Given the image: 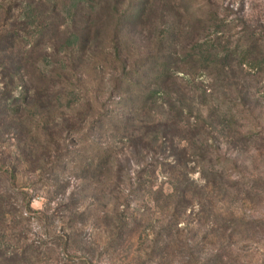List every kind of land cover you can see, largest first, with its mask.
<instances>
[{
	"label": "rangeland",
	"instance_id": "1",
	"mask_svg": "<svg viewBox=\"0 0 264 264\" xmlns=\"http://www.w3.org/2000/svg\"><path fill=\"white\" fill-rule=\"evenodd\" d=\"M257 45L264 0H0V111L55 136L0 128V264H264ZM164 46L140 111L127 73Z\"/></svg>",
	"mask_w": 264,
	"mask_h": 264
},
{
	"label": "trees",
	"instance_id": "2",
	"mask_svg": "<svg viewBox=\"0 0 264 264\" xmlns=\"http://www.w3.org/2000/svg\"><path fill=\"white\" fill-rule=\"evenodd\" d=\"M116 11V10H115ZM127 17H125L124 13L121 15L115 14L112 19L114 20V25L115 28L121 24V21L124 20H128L130 17L133 18H139L142 17V13L140 11V8H129V11L127 10L126 12ZM124 17V19H123ZM123 19V20H122ZM161 41V40H160ZM160 43V42H159ZM166 47L164 46L162 49V53L160 52V55L155 56L154 59L149 62V63H140L138 65L137 68H134L131 72H128L127 74L130 75L131 79H127L126 83L127 86L130 87L131 91L134 93V95H137L136 101L141 100V104L139 107V110H143V103L145 101V95L146 94H154L157 92H159V90L161 89V87L167 85L169 83L170 79H175L174 74L176 72H171L167 66H166V58H167V52L165 51ZM253 54H257L256 56H254L253 60L256 61L258 58L261 59L262 63H264V45H257L255 50L253 51ZM25 56V55H24ZM22 56L21 60H20V77H21V81H23V75L25 73V71H27L24 67V60L25 57ZM216 56V53H215ZM257 62V61H256ZM258 63V62H257ZM137 66V64H135V67ZM150 79H153V84L154 86L151 87V89L148 87V82ZM23 89V86H22ZM26 89V88H25ZM159 89V90H158ZM24 90V89H23ZM7 95V94H5ZM9 95V94H8ZM150 99V98H149ZM152 99V98H151ZM150 99V100H151ZM22 102L25 103V100L22 99ZM145 104V103H144ZM17 105H7L8 110H4V111H0V128L3 127V129L5 128V134H7V136H10V140H13L14 143L17 144H22V147H26L27 149L31 148V144L27 143V141L33 142L34 143V139L39 142L44 146L43 148L48 149L50 145V140L54 139V137H51L50 135L46 134V131L42 128H39L35 123V120H31L30 124L27 126L28 130L27 133H31L30 139L27 140H23L19 135H20V131L18 129V126L21 125V120H22V116H23V112H24V105L22 106H18ZM114 129L119 130V126L115 125L114 123H112ZM104 124L102 123L100 127H102ZM172 125H174V123L172 122ZM168 130L167 132L165 130L161 131L162 133V138L164 139V141H166L167 143V147L164 148V152L165 151H170L172 154V157H174V159H177V145H174V141H176V131L170 126L168 125ZM174 131V132H173ZM158 130H155L153 132H151V136L153 135V137H157ZM105 148H103L104 150ZM51 153L50 152H44V154L41 155V161L44 160H48L50 158ZM62 156H56V159H59L58 161H60L62 158ZM177 165V164H176ZM1 193V192H0ZM6 193V191L4 192Z\"/></svg>",
	"mask_w": 264,
	"mask_h": 264
}]
</instances>
